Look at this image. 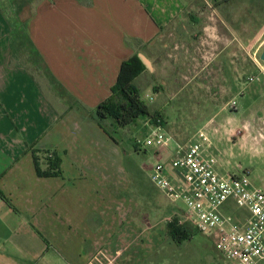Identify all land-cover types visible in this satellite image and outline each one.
<instances>
[{
	"label": "crops",
	"instance_id": "0c3cea01",
	"mask_svg": "<svg viewBox=\"0 0 264 264\" xmlns=\"http://www.w3.org/2000/svg\"><path fill=\"white\" fill-rule=\"evenodd\" d=\"M211 3L0 0V264L88 263L95 246L84 250L82 223L64 202L101 199L102 178L116 166L115 142L95 108L133 54L220 39L212 34ZM201 69L216 71L209 64ZM260 81L236 100L235 113L252 116L258 108L256 121L245 123L254 141H264L257 138L264 129ZM47 154L58 159V176L36 174L34 160L45 170Z\"/></svg>",
	"mask_w": 264,
	"mask_h": 264
},
{
	"label": "rangeland",
	"instance_id": "374dc122",
	"mask_svg": "<svg viewBox=\"0 0 264 264\" xmlns=\"http://www.w3.org/2000/svg\"><path fill=\"white\" fill-rule=\"evenodd\" d=\"M211 1L212 34L221 35L220 39L202 41L192 49L167 43L158 56L145 50V55H140L149 66L142 63L145 70L135 85L141 100L175 142L184 143L207 123L221 129L215 134L208 130L213 143L210 152L219 172H247L251 184L264 192V141L252 140L248 129L232 137L222 127H248L245 123L252 124L258 111L255 109L252 116L249 111L241 115L229 110L228 104L239 100L240 90L254 91L262 82L249 84L247 77L255 74L252 47L264 34V0ZM219 12L222 20L216 16ZM206 64L216 71L201 69ZM43 91L48 94L51 90ZM100 122L114 138V171L102 178L101 199L84 196L64 202L82 223L83 231L78 236L85 240L84 250L95 246L93 256L97 251L116 255L113 264H232L190 225L184 226L192 234L189 239L177 243L171 239L167 225L180 215V209L168 202L149 178L155 164L166 161L170 152L134 148L136 140H142L154 124L152 119L139 118L124 128L111 127L109 120ZM243 136L249 140L237 141Z\"/></svg>",
	"mask_w": 264,
	"mask_h": 264
},
{
	"label": "built area",
	"instance_id": "2783aa9c",
	"mask_svg": "<svg viewBox=\"0 0 264 264\" xmlns=\"http://www.w3.org/2000/svg\"><path fill=\"white\" fill-rule=\"evenodd\" d=\"M263 50L264 34L252 47L257 73L247 77L249 84L264 79V63L259 59ZM228 108L236 112V100H231ZM210 125L205 124L180 144L156 120L142 140H136V147L138 151L151 148L157 153L170 152L166 161L155 164L149 178L168 202L180 209L178 225H190L232 264H264V192L251 184L247 172H219L210 152L213 143L208 132L215 134L220 129ZM223 128L232 137L247 132L243 125L240 129ZM257 138L264 139V129ZM114 260L116 255L97 251L87 264H113Z\"/></svg>",
	"mask_w": 264,
	"mask_h": 264
},
{
	"label": "trees",
	"instance_id": "16d2710c",
	"mask_svg": "<svg viewBox=\"0 0 264 264\" xmlns=\"http://www.w3.org/2000/svg\"><path fill=\"white\" fill-rule=\"evenodd\" d=\"M144 70L145 67L137 54H133L121 63L117 80L111 88L110 96L95 108V116L99 121L109 120L110 126L114 128H124L139 118H149L154 123L156 122L158 118H154L149 107L141 100L139 89L135 85L136 78ZM99 126L114 141L112 133L102 123H99ZM134 148L138 151L135 145ZM46 160L48 164L45 170H41L36 159L34 160L36 174L40 177L58 176L60 174L58 159L54 154H51V157H47ZM0 197H3L1 193ZM167 227L171 239L176 243L187 240L192 235L184 226L178 225L175 218L168 223Z\"/></svg>",
	"mask_w": 264,
	"mask_h": 264
},
{
	"label": "water",
	"instance_id": "95a60500",
	"mask_svg": "<svg viewBox=\"0 0 264 264\" xmlns=\"http://www.w3.org/2000/svg\"><path fill=\"white\" fill-rule=\"evenodd\" d=\"M138 57L142 63H144L146 66H149L148 62L146 61V59L143 56L139 55ZM259 59L264 63V50L261 52Z\"/></svg>",
	"mask_w": 264,
	"mask_h": 264
}]
</instances>
